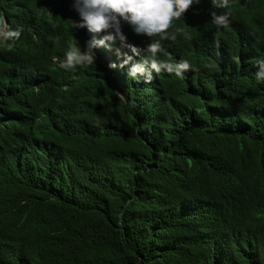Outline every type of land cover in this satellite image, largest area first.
I'll return each mask as SVG.
<instances>
[{
    "label": "trees",
    "instance_id": "16d2710c",
    "mask_svg": "<svg viewBox=\"0 0 264 264\" xmlns=\"http://www.w3.org/2000/svg\"><path fill=\"white\" fill-rule=\"evenodd\" d=\"M72 5L0 0L24 29L0 44V264H264V0H232L226 28L194 3L173 21L191 39L160 41L190 69L136 79L118 39L59 67L92 39Z\"/></svg>",
    "mask_w": 264,
    "mask_h": 264
},
{
    "label": "clouds",
    "instance_id": "9594fccd",
    "mask_svg": "<svg viewBox=\"0 0 264 264\" xmlns=\"http://www.w3.org/2000/svg\"><path fill=\"white\" fill-rule=\"evenodd\" d=\"M200 0H73V9L79 15L78 22H71V29L83 28L91 34L92 39L87 43V50L81 52L75 42L65 53V58L59 61V67L65 70L75 71L77 67L94 64L93 48L106 46V42H114L117 39L122 47L129 50L124 54L121 67L131 63L128 69V77L136 79L137 74L145 73V66H150L156 73L166 71L182 77L185 71L190 69L187 61L179 63L171 62V54L161 44V40L170 39L175 41L177 35H183L185 39H191L183 28L175 27L173 21L182 20L186 12L194 3ZM213 7L226 9L223 14L217 15L212 12V22L217 27H227L231 14L232 0H211ZM129 24L134 33L148 37H159V40L151 41L145 49H140L126 42L127 37L122 32L121 22ZM23 26L11 29L3 13H0V44L11 49L23 33ZM97 37H100L97 39ZM59 44V37L55 38ZM147 55L142 57V53ZM167 57V60L159 59V56ZM139 59L133 62V58ZM58 61V57L53 58ZM104 63L107 57L103 58ZM260 71L257 73L258 80H264V61H260ZM109 67H116L110 64ZM148 76L145 82H150ZM123 99V97H120Z\"/></svg>",
    "mask_w": 264,
    "mask_h": 264
}]
</instances>
